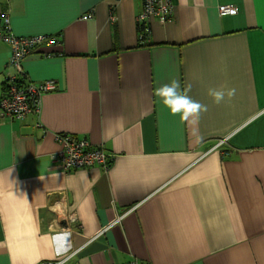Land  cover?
<instances>
[{
    "label": "crops",
    "instance_id": "1",
    "mask_svg": "<svg viewBox=\"0 0 264 264\" xmlns=\"http://www.w3.org/2000/svg\"><path fill=\"white\" fill-rule=\"evenodd\" d=\"M173 3L143 42V0H0L13 34L58 39L22 62L57 82L40 116L0 115V264H264V0ZM11 56L0 41V97ZM172 79L207 111L172 115L154 95ZM57 134L109 167L64 170Z\"/></svg>",
    "mask_w": 264,
    "mask_h": 264
},
{
    "label": "built area",
    "instance_id": "2",
    "mask_svg": "<svg viewBox=\"0 0 264 264\" xmlns=\"http://www.w3.org/2000/svg\"><path fill=\"white\" fill-rule=\"evenodd\" d=\"M235 5H220L221 15H233L237 13ZM174 15L173 0H143V9L137 15V24L141 40L147 39L150 32L149 22L153 17L171 19ZM90 15H85L89 17ZM0 41L11 46V64L16 68V73L6 79L5 89L0 97V115L12 119H23L29 114L40 116L43 106V96L47 92L57 89V82L48 79L41 82H33L26 78L23 70V60L39 50L42 46L53 45L58 42L54 36L31 35L21 36L11 32L8 15L0 16ZM40 125V123H39ZM57 139L62 144V149L57 153V159L66 171L75 168H85L94 165L109 167V155L102 148L92 144L88 138H80L73 134H57ZM228 139V138H227ZM227 139L220 140L219 145ZM115 222V221H114ZM112 222L111 224H113ZM76 252L67 254L59 259L42 261L37 264H67ZM127 264H152L146 261H132Z\"/></svg>",
    "mask_w": 264,
    "mask_h": 264
},
{
    "label": "clouds",
    "instance_id": "3",
    "mask_svg": "<svg viewBox=\"0 0 264 264\" xmlns=\"http://www.w3.org/2000/svg\"><path fill=\"white\" fill-rule=\"evenodd\" d=\"M190 85L188 89H190ZM208 94L213 98L216 104L225 101V97L231 98L235 95L234 89L225 90L210 88ZM154 95L159 97L163 105L170 110L172 115H179L181 121L191 122L192 117L198 118L200 113L207 111V106L194 101L187 95V89L182 91L180 82L172 79L169 83H165L154 89ZM42 179V178H41Z\"/></svg>",
    "mask_w": 264,
    "mask_h": 264
},
{
    "label": "trees",
    "instance_id": "4",
    "mask_svg": "<svg viewBox=\"0 0 264 264\" xmlns=\"http://www.w3.org/2000/svg\"><path fill=\"white\" fill-rule=\"evenodd\" d=\"M139 29V28H138Z\"/></svg>",
    "mask_w": 264,
    "mask_h": 264
}]
</instances>
